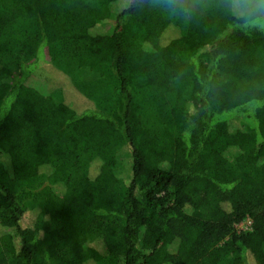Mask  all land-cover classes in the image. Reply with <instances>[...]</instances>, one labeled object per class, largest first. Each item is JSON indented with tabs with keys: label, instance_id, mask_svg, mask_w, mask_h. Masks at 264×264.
Masks as SVG:
<instances>
[{
	"label": "trees",
	"instance_id": "1",
	"mask_svg": "<svg viewBox=\"0 0 264 264\" xmlns=\"http://www.w3.org/2000/svg\"><path fill=\"white\" fill-rule=\"evenodd\" d=\"M0 264H264V0H0Z\"/></svg>",
	"mask_w": 264,
	"mask_h": 264
},
{
	"label": "rangeland",
	"instance_id": "2",
	"mask_svg": "<svg viewBox=\"0 0 264 264\" xmlns=\"http://www.w3.org/2000/svg\"><path fill=\"white\" fill-rule=\"evenodd\" d=\"M70 49V48H69ZM75 48H71V51L74 50ZM51 68V67H50ZM52 78L53 83V99L55 101H69L73 100L74 102L78 103L82 100V97L80 94L75 91L70 84H68V81H66L65 76L63 77L60 73L54 74ZM229 126L232 128H235L236 122L235 119H229ZM46 184V181H43L41 177H38L37 179L33 180L32 182V187H38V186H43ZM250 226V219L245 218L241 222L237 223L235 225L236 230H247ZM99 246V243H98Z\"/></svg>",
	"mask_w": 264,
	"mask_h": 264
}]
</instances>
